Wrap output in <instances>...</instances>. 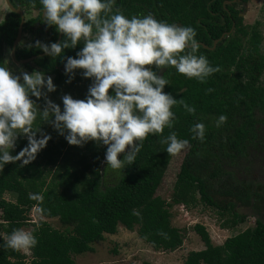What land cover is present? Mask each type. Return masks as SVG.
<instances>
[{
  "label": "trees",
  "instance_id": "16d2710c",
  "mask_svg": "<svg viewBox=\"0 0 264 264\" xmlns=\"http://www.w3.org/2000/svg\"><path fill=\"white\" fill-rule=\"evenodd\" d=\"M224 1L116 0L115 3V8L128 18L151 14L159 21L193 27L197 42L209 47L200 46L197 55L203 54L213 67L221 68L206 83L188 79L173 67L154 69L157 75L166 70L163 76L169 84L165 93L196 109L192 115L181 105L174 106V127L164 130V136L175 131L178 139L189 141L172 203L156 195L172 158L166 152L167 145L160 143V137L149 135L135 162L114 171L105 161L107 146H98L93 141L82 147L69 145L54 130L50 145L47 143L33 162L22 168L20 162L9 163L0 171V264H76L74 256L94 252L92 245L104 241L106 234H117L120 226L137 231L156 251L175 252L182 248L186 235L173 226L171 208L183 205L191 209L199 203L218 209L224 218L228 216L221 225L223 229L236 228L246 221L240 209L253 211L256 228L215 246L206 227L197 224L194 230L206 249L189 253L185 264H264V183L255 187L224 167L227 161L235 162L246 156L251 141L257 138L255 114L264 113V86L260 83L264 56L259 53L262 37L257 27L251 28L245 47L242 36L235 34L240 18L230 10L237 26L221 40L233 29ZM10 2L25 13L39 12L37 17L26 21L24 33L32 32L45 44L57 42L59 32L55 26L43 22L40 0ZM20 23L21 17L10 12L0 24V66H5L3 48L12 49ZM37 24L42 28L34 31ZM82 47L80 44L75 49H65L63 58L39 59L41 72L54 75L56 86L68 80L66 58L75 57ZM41 54L43 51L34 44L26 49L18 47L16 58L25 60ZM231 67L235 75L225 72ZM80 80L85 87L77 86ZM91 83V79L82 76V70L75 71L74 87L85 92ZM208 88L214 91L206 93ZM221 115L227 121L217 128L216 120ZM198 122L206 125L203 142L193 139L190 131ZM26 145L27 139L20 137L11 154L16 155ZM30 194H40L42 201L30 199ZM5 195L11 199L7 200ZM33 209L39 215L37 223L30 219ZM46 219H58L65 231L53 228ZM31 224L34 226L31 232L38 240L37 246L30 250L31 260L22 251L2 246L4 237L14 229Z\"/></svg>",
  "mask_w": 264,
  "mask_h": 264
},
{
  "label": "clouds",
  "instance_id": "9594fccd",
  "mask_svg": "<svg viewBox=\"0 0 264 264\" xmlns=\"http://www.w3.org/2000/svg\"><path fill=\"white\" fill-rule=\"evenodd\" d=\"M40 3L43 22L55 26L64 39L50 44L37 40L35 47L51 58H63L65 49L82 44L75 57L66 58V83L72 82L76 70H82V76L92 83L85 99L64 94L61 110L48 96L57 90L51 76L39 71L28 73L22 68L17 74L8 66H0V171L9 163L27 166L47 146L51 136L37 126L38 118L64 136L69 145L82 147L93 141L107 146L105 161L114 171L135 162L149 135L160 137L171 156L189 147V141L178 139L175 131L164 136V130L174 127V106L181 105L192 115L196 109L165 93L169 81L154 69L173 67L200 83L221 71L206 56L197 55L200 45L193 27L159 21L151 14L128 18L115 8L116 0ZM212 91L206 89V93ZM41 99L43 107L37 103ZM226 121V116H219L216 127ZM190 131L193 139L205 140V124L198 122ZM20 137L27 139V145L12 155ZM29 198L42 201L40 194H30ZM37 244L32 232L18 228L4 237L2 246L27 252Z\"/></svg>",
  "mask_w": 264,
  "mask_h": 264
},
{
  "label": "rangeland",
  "instance_id": "374dc122",
  "mask_svg": "<svg viewBox=\"0 0 264 264\" xmlns=\"http://www.w3.org/2000/svg\"><path fill=\"white\" fill-rule=\"evenodd\" d=\"M247 4L248 14L245 18L241 19L235 34L242 36L245 40V47H247L249 32L251 28L257 27V32L262 37L259 53L264 56V0H248ZM9 13L10 9L5 0H0V24L6 20ZM38 14L37 11H28L25 13V18L37 17ZM37 40L40 41L39 37L35 34L24 33L20 45L22 47L30 46L31 44H35ZM3 57L5 66L12 68L17 74L21 68L28 73H32V70L29 71L30 68L39 72L42 70L39 60L31 63L29 69L24 65L17 64L12 57V49L8 46H4L3 48ZM225 72L234 75L236 73L232 67ZM260 83L264 86V75L261 77ZM56 89L55 92L49 93L48 96L61 106H63L61 97L66 93L65 90L74 99H85L88 92V89L84 92V90L81 91L79 88L74 87L72 82L69 84L62 82L56 86ZM255 116L258 121L257 138L251 141L246 156L239 158L235 162L230 161L228 163L227 161L224 167L226 170L234 172L237 178L258 187V185L264 183V113L257 111ZM188 151L189 147L179 155L172 156L163 182L157 191L156 195L169 203H172L174 186ZM5 198L7 200L11 199L9 195H5ZM197 198H199V195ZM239 212L246 215V221L236 228L223 229L221 225L224 224L228 216L222 217L218 209L210 208L202 203L191 209H187L183 205H175L171 208L172 224L185 232L184 234L186 235L184 244L179 250L175 252L156 251L150 244H147L140 238L137 231H129L125 227L120 226L117 234H106L104 241L93 244L94 252L74 256V259L76 264H185L189 253L206 249V245L201 237L194 230L197 224L206 227L215 246H221L229 238L247 230H254L256 228V217L253 211L240 209ZM30 219L32 223L39 221L36 209L31 211ZM45 221L53 228L65 231V227L61 225L58 219H46ZM33 228L34 226L31 224L25 227L24 230L31 232ZM22 252L28 257V260H31V251Z\"/></svg>",
  "mask_w": 264,
  "mask_h": 264
},
{
  "label": "water",
  "instance_id": "95a60500",
  "mask_svg": "<svg viewBox=\"0 0 264 264\" xmlns=\"http://www.w3.org/2000/svg\"><path fill=\"white\" fill-rule=\"evenodd\" d=\"M6 1V4L8 6V8L10 9L11 12L15 13V14H18L19 16H21V23H20V26H19V29H18V34H17V37L13 43V47H12V57L13 59L15 60V62H17V64L19 65H27L35 60H37L38 58H42V57H46L48 55H46L45 53L39 55V56H34V57H31V58H28V59H25V60H18L16 58V53H17V47L19 46L21 40H22V35H23V30H24V25H25V16H24V12L23 10L18 7H14L12 5V3L10 2V0H5ZM226 35H229V34H226ZM226 35H223L221 40L226 36ZM62 37L63 35L61 33H59V37H58V40H57V43L60 42L62 40ZM218 43V41L215 43V46L214 48L216 47V44ZM200 46H202L203 48L205 49H208L209 47L205 44H202V43H198ZM166 70H161L159 72V76H163L164 73H165Z\"/></svg>",
  "mask_w": 264,
  "mask_h": 264
},
{
  "label": "flooded vegetation",
  "instance_id": "af4514ba",
  "mask_svg": "<svg viewBox=\"0 0 264 264\" xmlns=\"http://www.w3.org/2000/svg\"><path fill=\"white\" fill-rule=\"evenodd\" d=\"M6 2V1H5ZM248 2V1H247ZM247 2H244L243 0H225L224 1V9L225 10H227L228 12H230V10H232V13L233 14H235V13H237V17L238 18H240V21H241V19L242 18H245L246 16H247V14H248V11H247V8H248V4H247ZM227 6H229V8H227ZM11 12V11H10ZM24 12V11H23ZM38 12V11H37ZM13 13V12H12ZM39 13V12H38ZM231 12L229 13V15H230V18H231V20H233V29H231V31L229 32V33H226V34H231L233 31H234V29L236 28V26H237V23H236V21L234 20V18H233V14H232ZM39 15V14H38ZM8 16V15H7ZM24 16H25V13H24ZM21 17V16H20ZM7 18V17H6ZM30 19V18H29ZM28 19H26L25 18V23H26V21H27ZM239 24H240V22H239ZM38 28H42L41 26H39V24H37L36 26H34V31H37L38 30ZM32 33V32H31ZM23 34H24V30H23ZM225 34V35H226ZM22 38H23V35H22ZM219 42V41H218ZM21 43V42H20ZM216 43V42H215ZM218 44V43H217ZM216 44V45H217ZM34 44H31V47L33 46ZM215 46V45H214ZM13 47V46H12ZM18 47H20V48H23V49H26V48H31L30 46H25V47H22L20 44H19V46ZM18 47H17V49H18ZM212 49H215L214 47L212 48ZM17 54V53H16ZM36 56H39V55H36ZM32 57H34V56H32ZM43 58V57H42ZM39 59H41V58H38L37 59V61L39 60ZM36 61V60H35ZM35 61H33V62H31V63H34ZM5 63V62H4ZM31 63H29V64H27V65H24V66H28V69H29V67H30V64ZM32 70V71H31ZM29 71H31V72H34V71H37V70H34V69H29Z\"/></svg>",
  "mask_w": 264,
  "mask_h": 264
},
{
  "label": "crops",
  "instance_id": "0c3cea01",
  "mask_svg": "<svg viewBox=\"0 0 264 264\" xmlns=\"http://www.w3.org/2000/svg\"><path fill=\"white\" fill-rule=\"evenodd\" d=\"M45 76H51V77L53 78V81H54V75H45ZM78 82H79V83L77 84L78 87H82V86L84 87V86H85L84 81L80 80V81H78ZM63 83H64V84H69V83H66V81H63ZM65 92H66L65 94H67V90H65ZM34 99H35V98H34ZM50 99H51V98H50ZM51 100L54 102L53 99H51ZM37 103H38L39 105H41V107H43L44 101H43V99H41V100L37 101ZM60 107H61V110H63V106L60 105ZM36 124H37V126H40V127H41V129H42V131H43L44 133H46V134H48V135L51 136V139L48 141V145H50V142H51L52 139H53L54 128H53L50 124H48V123H42V122L39 120V118L37 119ZM65 134H67V133H65ZM37 138H40V134H39V133L37 134ZM59 138H64V136L59 135Z\"/></svg>",
  "mask_w": 264,
  "mask_h": 264
}]
</instances>
